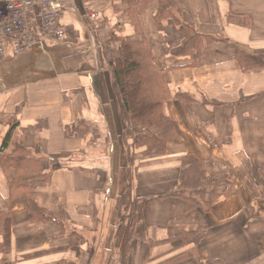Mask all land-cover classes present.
Masks as SVG:
<instances>
[{
    "label": "crops",
    "instance_id": "0c3cea01",
    "mask_svg": "<svg viewBox=\"0 0 264 264\" xmlns=\"http://www.w3.org/2000/svg\"><path fill=\"white\" fill-rule=\"evenodd\" d=\"M138 2L61 0L64 40L47 35L44 45L20 54L4 40L0 147L16 125L12 145L42 158L50 174L29 182L34 202L64 210L66 219L63 226L29 221L26 198L11 197L0 166V211L15 222L12 249L0 253V264H121L115 236L129 180L133 199L149 201L148 232L130 241L126 264H264V68L244 71L235 60L239 50L264 56V0H176V21L162 22L155 20L157 1L139 12ZM192 30L212 42L175 57L172 49ZM115 36L149 47L170 93L164 113L179 131L165 155L133 165L113 85ZM188 154L205 161L219 183L210 211L162 197L180 182ZM183 233L195 236L180 247L152 244Z\"/></svg>",
    "mask_w": 264,
    "mask_h": 264
},
{
    "label": "trees",
    "instance_id": "16d2710c",
    "mask_svg": "<svg viewBox=\"0 0 264 264\" xmlns=\"http://www.w3.org/2000/svg\"><path fill=\"white\" fill-rule=\"evenodd\" d=\"M134 5L135 0H128ZM150 0L138 2V12L142 11ZM158 11L155 20L176 21V0H155ZM134 10L131 14L134 15ZM231 22L239 25L248 24L247 19L231 16ZM119 43V56L113 62L114 90L117 94L121 109V123L123 128V143L127 151L129 165L138 159L159 157L167 153L169 142L179 137L178 127L173 118L164 113V105L170 98L167 85L154 65L151 50L144 42L124 37H113ZM192 30L179 47L172 49L175 57L189 56L211 43ZM235 60L244 71L264 68V56L252 55L239 50ZM179 96V95H177ZM179 98V97H178ZM16 125L3 139L0 147V166L5 172L12 198H26L32 223H57L63 226L66 219L64 210L53 212L39 207L32 198V188L29 182L33 179H49V173L42 169V158H37L25 147L13 144ZM13 146L12 150H8ZM219 183L209 176L206 163L196 154H188L181 160V180L176 187L162 197H181L188 205V210L202 209L210 211L220 195L217 193ZM161 197V196H160ZM149 201L142 204L133 199V183L129 180L126 193L123 195L125 216L119 225L115 236V245L121 251L122 262L126 264L127 248L134 238L145 239L148 232L146 212ZM135 213H140L136 231L134 230ZM15 224L9 213L0 211V253L7 254L12 249V228ZM194 234L183 233L153 245H172L180 247L190 243ZM74 247H78L77 245ZM2 264V261H1ZM61 264H75L65 261Z\"/></svg>",
    "mask_w": 264,
    "mask_h": 264
},
{
    "label": "built area",
    "instance_id": "2783aa9c",
    "mask_svg": "<svg viewBox=\"0 0 264 264\" xmlns=\"http://www.w3.org/2000/svg\"><path fill=\"white\" fill-rule=\"evenodd\" d=\"M61 20V0H11L0 5V58L7 52L4 40L13 43L15 54L44 45L47 35L64 40L66 31Z\"/></svg>",
    "mask_w": 264,
    "mask_h": 264
},
{
    "label": "rangeland",
    "instance_id": "374dc122",
    "mask_svg": "<svg viewBox=\"0 0 264 264\" xmlns=\"http://www.w3.org/2000/svg\"><path fill=\"white\" fill-rule=\"evenodd\" d=\"M122 129H123V128H122ZM125 149H126V147H125ZM125 193H126V192H125ZM125 193H124V194H125ZM124 194H123V195H124ZM123 207H124V206H123ZM123 209H124V208H123ZM123 216H125V214H122V217H123Z\"/></svg>",
    "mask_w": 264,
    "mask_h": 264
}]
</instances>
